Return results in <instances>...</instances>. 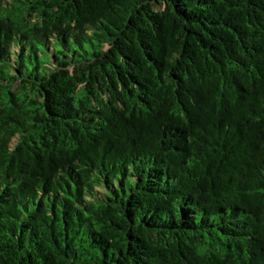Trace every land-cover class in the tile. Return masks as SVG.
Segmentation results:
<instances>
[{
  "label": "trees",
  "instance_id": "1",
  "mask_svg": "<svg viewBox=\"0 0 264 264\" xmlns=\"http://www.w3.org/2000/svg\"><path fill=\"white\" fill-rule=\"evenodd\" d=\"M0 264H264V0H0Z\"/></svg>",
  "mask_w": 264,
  "mask_h": 264
}]
</instances>
